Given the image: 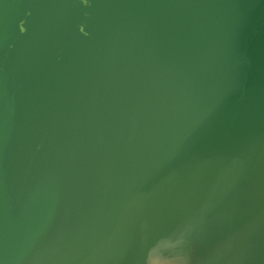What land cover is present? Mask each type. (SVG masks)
I'll use <instances>...</instances> for the list:
<instances>
[{"label":"water","instance_id":"95a60500","mask_svg":"<svg viewBox=\"0 0 264 264\" xmlns=\"http://www.w3.org/2000/svg\"><path fill=\"white\" fill-rule=\"evenodd\" d=\"M0 264H264V0H0Z\"/></svg>","mask_w":264,"mask_h":264}]
</instances>
